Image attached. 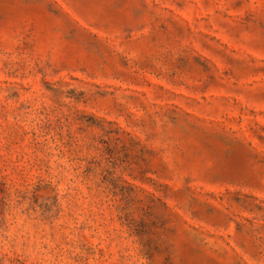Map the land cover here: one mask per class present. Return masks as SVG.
<instances>
[{"label": "rangeland", "instance_id": "rangeland-1", "mask_svg": "<svg viewBox=\"0 0 264 264\" xmlns=\"http://www.w3.org/2000/svg\"><path fill=\"white\" fill-rule=\"evenodd\" d=\"M0 264H264V0H0Z\"/></svg>", "mask_w": 264, "mask_h": 264}]
</instances>
